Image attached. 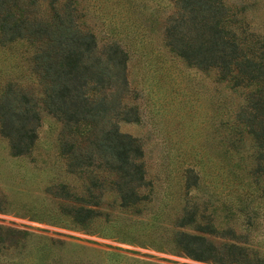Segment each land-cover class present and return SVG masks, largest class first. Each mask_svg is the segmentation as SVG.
<instances>
[{
	"label": "rangeland",
	"instance_id": "374dc122",
	"mask_svg": "<svg viewBox=\"0 0 264 264\" xmlns=\"http://www.w3.org/2000/svg\"><path fill=\"white\" fill-rule=\"evenodd\" d=\"M51 1L56 8L71 4L77 23L94 34L99 48L116 42L128 53L123 102L140 117L120 121L119 128L142 145V200L121 207L110 185L114 177L102 174V186L93 190L100 216L87 229L75 224L62 211L71 202L46 188L65 183L82 194L88 174L67 172L59 150L62 124L41 109L28 154L11 156L0 135V224L23 231L7 233L0 242V264H214L188 257L173 242L176 232L198 233L196 226L208 223L217 231L233 226L264 249V177L253 172L252 139L243 129L238 134L234 123L247 90L232 88L215 69L188 66L164 45L173 0H40L34 10L46 16ZM222 2L226 25L264 55V0ZM34 50L24 39L0 46V97L13 86L41 98L32 73ZM81 132L86 134L84 127ZM185 208L196 222L179 227Z\"/></svg>",
	"mask_w": 264,
	"mask_h": 264
},
{
	"label": "trees",
	"instance_id": "16d2710c",
	"mask_svg": "<svg viewBox=\"0 0 264 264\" xmlns=\"http://www.w3.org/2000/svg\"><path fill=\"white\" fill-rule=\"evenodd\" d=\"M39 1L0 0V46L18 39L34 45L32 73L42 94L39 99L32 89L8 87L0 97V135L7 139L11 156H23L37 139L41 109L62 124L59 150L67 172L88 174L87 184L82 194H74L65 183L48 186L46 191L71 202L62 211L87 229L101 214L93 190L102 186V174L114 177L110 185L121 207L142 200V145L136 136L119 128L120 121L137 122L140 117L136 107L123 102L129 91V57L116 42L99 48L94 34L77 23L71 4L56 8L51 1L50 12L41 16L34 10ZM173 2L175 10L164 26V45L188 66L201 71L215 69L218 78L229 81L232 88L247 90L234 123L238 134L243 129L252 139L253 172L264 177L263 53L253 45L246 46L226 25L228 9L222 0ZM196 183L195 178L188 186ZM261 192L264 197V185ZM195 222L196 214L185 208L177 226ZM196 231H178L173 239L175 247L192 259L214 264H264V249L233 226L217 231L208 223L197 225ZM7 233L15 236L23 231L0 224V242L4 243ZM209 235L221 241L215 242Z\"/></svg>",
	"mask_w": 264,
	"mask_h": 264
}]
</instances>
